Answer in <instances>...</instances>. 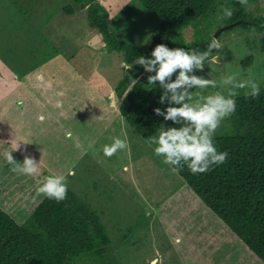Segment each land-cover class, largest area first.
Here are the masks:
<instances>
[{
	"label": "rangeland",
	"instance_id": "374dc122",
	"mask_svg": "<svg viewBox=\"0 0 264 264\" xmlns=\"http://www.w3.org/2000/svg\"><path fill=\"white\" fill-rule=\"evenodd\" d=\"M20 1L26 15L10 0H0V133L21 143L17 151L12 144H0V207L22 222L33 200L42 196L36 194L39 186L12 171L5 157L12 152L22 164L27 154L47 176L67 178L68 187L96 212L111 239L105 258L81 264H256L232 234L221 231L220 222L186 197L185 180L155 155L156 145L121 117L115 88L125 72L123 58L107 50L103 35L87 21L86 9L76 7L68 14L64 7L72 4L69 0ZM98 2L121 40L149 47L159 20L139 0ZM247 10L264 17V0H249ZM224 26L225 19L211 22L212 39L219 38L222 48L213 50L215 59L210 57L203 71L193 73L215 80L216 87L191 89L194 99L227 95L230 86L222 80L231 74L264 86V32L235 28L215 36ZM182 38L193 41V30L184 28ZM248 55L252 63L243 68ZM57 65L64 84L53 92L27 83V74L35 69L40 77ZM166 126L179 127L171 121ZM230 128L227 117L214 136ZM115 138L126 139L128 147L108 156L104 147ZM187 232L190 238L183 236Z\"/></svg>",
	"mask_w": 264,
	"mask_h": 264
},
{
	"label": "trees",
	"instance_id": "16d2710c",
	"mask_svg": "<svg viewBox=\"0 0 264 264\" xmlns=\"http://www.w3.org/2000/svg\"><path fill=\"white\" fill-rule=\"evenodd\" d=\"M10 1L22 14H27L23 1ZM69 1L72 4L64 7L65 12L73 14L76 7L86 9L87 21L96 33L103 35L107 50L121 53L123 62L129 64L140 56L150 58L159 44L170 49L206 50L212 40L209 26L219 13L222 15V6L233 10L232 17L225 18L228 28L224 31L240 28L264 32V17L255 16L238 0H139L159 20L158 31L149 47L140 49L110 30L108 12L98 0ZM186 27L193 30L195 37L188 43L182 38ZM252 60L253 56L248 55L241 66L247 68ZM60 67L54 66L53 71L40 77L39 70L35 69L27 74V83L43 93L53 92L64 82ZM154 74L134 65L115 88L120 100L119 114L148 141L158 134L161 125L170 122L154 113L156 108L164 110L169 106L160 103L163 89L159 82L147 83L148 76ZM129 78L137 83L132 85ZM237 91L236 110L229 116L230 131L213 137L218 152L228 153L226 161L195 175L183 165L178 175L186 182V197L220 222L221 231L232 234L250 254V259L264 264V86L260 87L257 97L246 96L248 89ZM0 144L12 146L1 133ZM46 176L47 171L40 164L39 175H28L27 180L40 186ZM33 201L28 217L22 222L0 207V264H81L86 259L107 256L111 239L100 217L70 187L67 198L61 202L44 195ZM183 236L190 238L191 234L187 232Z\"/></svg>",
	"mask_w": 264,
	"mask_h": 264
},
{
	"label": "clouds",
	"instance_id": "9594fccd",
	"mask_svg": "<svg viewBox=\"0 0 264 264\" xmlns=\"http://www.w3.org/2000/svg\"><path fill=\"white\" fill-rule=\"evenodd\" d=\"M239 4L249 6L248 0H238ZM222 15L218 19L231 18L233 10L222 6ZM222 48L219 38L213 37L206 50L185 48H169L165 44L157 45L150 54V58L138 57L133 64L123 62L121 68L124 74L130 72L134 65L141 66L149 75L147 83L159 86L163 89L160 103L169 106L161 110L154 109L157 116H163L164 121H171L179 127H167L161 125L157 135L150 137V142L155 144V155L162 156L163 163L174 166L173 172H179L183 165L192 174H203L209 171L213 165H220L226 161L227 152H218L213 137L221 122L234 114L236 110L235 97L239 95L237 90L248 89L246 96L257 97L260 94L259 84L253 80H238L236 74L227 75L222 83L229 85L227 95L221 92L207 96L193 98V88L216 87V81L197 76L194 71H203L205 62L210 57L215 59L213 50ZM173 80V74L177 73ZM132 85L136 80L129 78ZM132 88H129L131 91ZM128 91V92H129ZM177 105V106H173ZM14 151L20 150V142H11ZM26 144V143H23ZM128 147L126 139L115 138L111 145L104 147L106 155L111 156L118 150ZM5 157L9 165H13L12 171L25 175H39L40 162L34 157L25 154L23 163L14 160L12 152H6ZM68 183L64 175L47 176L44 182L37 188L36 194L44 195L49 199L61 202L67 198Z\"/></svg>",
	"mask_w": 264,
	"mask_h": 264
},
{
	"label": "water",
	"instance_id": "95a60500",
	"mask_svg": "<svg viewBox=\"0 0 264 264\" xmlns=\"http://www.w3.org/2000/svg\"><path fill=\"white\" fill-rule=\"evenodd\" d=\"M228 28V26H224L223 28L219 29L218 32L215 34V36H217L220 32L226 30Z\"/></svg>",
	"mask_w": 264,
	"mask_h": 264
}]
</instances>
